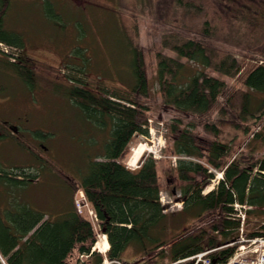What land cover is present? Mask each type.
I'll list each match as a JSON object with an SVG mask.
<instances>
[{
    "label": "trees",
    "instance_id": "obj_1",
    "mask_svg": "<svg viewBox=\"0 0 264 264\" xmlns=\"http://www.w3.org/2000/svg\"><path fill=\"white\" fill-rule=\"evenodd\" d=\"M159 2L164 30L155 52L158 93L174 114L170 132L182 209L170 213L162 204L154 158L142 160L136 170L122 161L135 135L149 136L150 81L142 53L135 45L130 49V89L94 88L79 76L86 74L87 63H71L78 76L65 86L67 98L87 120L111 125V138L77 182L39 159L42 168L67 184L71 196L56 217L16 198L0 208V254L6 264H103L104 255L93 251L97 230L75 207L78 187L108 237L111 261L129 264L124 257L132 248L135 264H171L205 251L211 264H224L239 246L236 203L252 207L246 212V238L264 236V0ZM11 4L0 0V81L13 71L33 89L35 71L22 50L25 39L5 25ZM233 35H250L261 44L248 56L244 50L226 48ZM247 56L252 61H245ZM187 69L191 73L184 75ZM236 77L242 88L232 89L229 80ZM6 91L1 81L0 95ZM8 124L0 120V144L11 138L28 149L18 129ZM241 141L244 148L237 152ZM28 166L6 168L0 163V185L10 191L38 180L40 171ZM216 171L222 172V179L204 194Z\"/></svg>",
    "mask_w": 264,
    "mask_h": 264
},
{
    "label": "rangeland",
    "instance_id": "obj_2",
    "mask_svg": "<svg viewBox=\"0 0 264 264\" xmlns=\"http://www.w3.org/2000/svg\"><path fill=\"white\" fill-rule=\"evenodd\" d=\"M159 5V0H12L5 25L7 29L21 33L25 39L22 50L33 65L35 86L30 89L13 71H7L1 78L7 91L0 95V120L18 129L16 134L28 149L8 138L0 144V163L6 168L33 165L32 170H39L40 175L38 180L22 188L10 191L6 188L8 192L0 185L2 210L15 198L45 212L47 217L55 216L68 205L71 190L53 172L42 168L39 159L51 162L69 179L77 182L87 174L90 160L104 150L112 131L111 125L103 127L87 120L67 98L65 86L70 85V78L78 76L69 64L86 62V74L79 76L94 88L103 86L110 91L130 89L134 83L130 65L133 45L144 57L152 109L148 113L149 136L135 135L122 161L136 170L142 160L154 158L162 189V204L170 213L182 209L177 157L172 152L170 132L174 114L163 105L158 93L155 52L160 49L164 30L160 22L164 9H159ZM199 22L196 20L194 24ZM126 35L131 38V47ZM249 36L233 35L226 48L244 50L249 56L251 52L248 51L261 44L254 43L250 39L253 37ZM7 49L19 53L15 49ZM248 56L245 61H252ZM189 73V69L183 72L184 75ZM229 82L232 89L242 88L238 77ZM140 145L147 149L140 160L131 165L134 150ZM236 146L237 152L242 150L243 141ZM222 177V172L216 171L204 194L212 191ZM79 191V187L74 190L73 198ZM236 205L242 204H234L237 215ZM93 222L97 229V241L102 244L104 234L95 218ZM96 251L104 255L107 250ZM124 260L129 264L136 263L132 248L125 254ZM188 262L192 260L178 264ZM0 264H4L1 257Z\"/></svg>",
    "mask_w": 264,
    "mask_h": 264
},
{
    "label": "built area",
    "instance_id": "obj_3",
    "mask_svg": "<svg viewBox=\"0 0 264 264\" xmlns=\"http://www.w3.org/2000/svg\"><path fill=\"white\" fill-rule=\"evenodd\" d=\"M76 206L81 213L88 208L89 215L95 218L94 211L89 208L86 196L82 191L79 192V196L76 198ZM236 207L238 210L237 217L240 219L242 225L239 247L235 254L224 264H264V236H258L253 239L245 238L244 223L246 214L243 209H246V206L236 205ZM190 259L194 261V264H211L209 251L194 255ZM110 263L107 260L105 261V264ZM118 264L121 263L118 262Z\"/></svg>",
    "mask_w": 264,
    "mask_h": 264
},
{
    "label": "bare ground",
    "instance_id": "obj_4",
    "mask_svg": "<svg viewBox=\"0 0 264 264\" xmlns=\"http://www.w3.org/2000/svg\"><path fill=\"white\" fill-rule=\"evenodd\" d=\"M146 149L147 148L144 145H140L138 148H136L134 150V154H133L132 159H131V165H134L135 163H137L140 160L141 156L143 155V153ZM109 247H110V244H109L108 240L107 241L104 240L102 244L98 242L95 245V249H99V251L101 250V252L108 250Z\"/></svg>",
    "mask_w": 264,
    "mask_h": 264
}]
</instances>
